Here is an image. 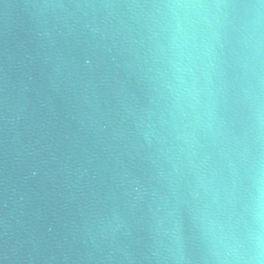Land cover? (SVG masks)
<instances>
[{"label": "water", "instance_id": "95a60500", "mask_svg": "<svg viewBox=\"0 0 264 264\" xmlns=\"http://www.w3.org/2000/svg\"><path fill=\"white\" fill-rule=\"evenodd\" d=\"M0 264H264V0H0Z\"/></svg>", "mask_w": 264, "mask_h": 264}]
</instances>
